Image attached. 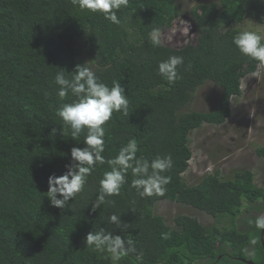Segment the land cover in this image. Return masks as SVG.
Masks as SVG:
<instances>
[{
  "label": "trees",
  "instance_id": "trees-1",
  "mask_svg": "<svg viewBox=\"0 0 264 264\" xmlns=\"http://www.w3.org/2000/svg\"><path fill=\"white\" fill-rule=\"evenodd\" d=\"M177 13L176 0H128L116 10V24L72 0H0V264H196L217 261L227 248L245 257L253 240V260L264 264L262 230L248 234L237 226L244 201L264 204V186L256 184L254 172L238 170L224 179L217 169L191 185L183 178L193 157L190 132L204 123H224L243 77L264 67L232 43L239 32L235 25L248 15L264 22V0L201 3L191 11L195 43L175 48L160 40L155 46L151 34L171 27ZM172 55L183 63L177 66L179 78L169 83L158 64ZM77 64L106 84L119 81L129 108L128 115L113 112L103 125L105 163L93 166L83 190L61 209L49 202L47 178L63 174L71 148L84 146L86 130L73 138L56 115L61 103L74 98L61 101L54 77L63 71L70 78ZM207 80L222 89L218 105L183 112ZM132 139L137 158L171 156L172 167L162 173L171 177L165 194L141 197L129 169L119 195L106 196L92 211L108 160ZM257 151L264 156V147ZM161 200L234 222L208 228L196 217L179 215L173 228L154 212ZM113 214L119 223L110 220ZM101 229L131 240L135 251L114 260L107 250L87 246L86 234ZM216 264L244 263L223 256Z\"/></svg>",
  "mask_w": 264,
  "mask_h": 264
},
{
  "label": "clouds",
  "instance_id": "clouds-1",
  "mask_svg": "<svg viewBox=\"0 0 264 264\" xmlns=\"http://www.w3.org/2000/svg\"><path fill=\"white\" fill-rule=\"evenodd\" d=\"M72 3L81 9L103 13L106 19L116 24L120 23L116 10L128 6V0H72ZM151 38L155 46L161 44L155 30ZM262 41L264 37L251 30L239 31L232 37V43L241 55L264 64ZM182 63L183 57L172 55L167 60L159 62L158 72L169 83H174L179 78L177 66ZM74 70L75 74L70 78L66 77L63 71L57 72L54 77L57 95L61 101L69 95L74 98L69 103H61L56 115L63 121L64 128L71 130L73 138L86 130L84 146L71 148L70 160L64 165L66 170L63 174L52 173L47 178L49 202L51 206L61 209L83 190L86 177L91 174L93 166L105 163L102 155L105 135L103 125L111 119L113 112L128 115L129 108L127 94L119 81H113L111 85L106 84L85 64H77ZM137 151V142L132 139L120 148L116 156L108 160L110 170L105 171L99 180L100 194L92 203V211L104 203L106 196L119 195L122 185L126 183L129 169L132 175L137 177L133 179L131 186L141 197L165 194V186L171 177L162 173L172 167L171 156H158L149 162L142 157L137 158ZM110 220L119 223L115 214L110 216ZM254 223L257 229L264 230V216L257 217ZM168 235L164 234L165 238ZM255 242L253 240V243ZM85 243L96 250H107L114 260L135 251L131 240L125 241L121 236H113L110 232L105 234L103 229L88 232Z\"/></svg>",
  "mask_w": 264,
  "mask_h": 264
},
{
  "label": "rangeland",
  "instance_id": "rangeland-1",
  "mask_svg": "<svg viewBox=\"0 0 264 264\" xmlns=\"http://www.w3.org/2000/svg\"><path fill=\"white\" fill-rule=\"evenodd\" d=\"M211 2L220 4V0H176L178 13L172 26L157 33L162 43L175 48L195 43L198 29L194 26L191 11L201 3ZM235 27L239 31H256L264 37V22L250 15ZM241 88L240 95L231 97L232 113L224 123H204L190 132L193 157L190 167L183 173L188 184L199 182L204 175L217 169L224 179L233 178L238 170L249 169L255 174L256 184L264 186V156L258 155L257 151L264 147V67L243 77ZM221 92V87L207 80L198 87L193 100L182 111H210L218 105ZM243 204L242 212L251 210L249 202ZM154 212L162 215L173 228L177 227L175 218L179 215L196 217L208 228L232 226L234 222L231 217L218 219L191 205L170 200L159 201Z\"/></svg>",
  "mask_w": 264,
  "mask_h": 264
},
{
  "label": "flooded vegetation",
  "instance_id": "flooded-vegetation-1",
  "mask_svg": "<svg viewBox=\"0 0 264 264\" xmlns=\"http://www.w3.org/2000/svg\"><path fill=\"white\" fill-rule=\"evenodd\" d=\"M249 206H252L251 210H246L245 212H241L237 219V226L240 230H243L245 232H249L252 230V228H255V219L259 216H264V204L262 201H256V202H249ZM253 233L252 231L248 234ZM256 243H250L247 248V253L245 257H238L233 254V250L231 248H227V251L224 254H221L218 256L217 261H221L223 259V256H227L230 258L231 262L234 261H241L244 264H248L245 260L253 261L255 264L256 262L253 260L256 252ZM217 261H211V259H201L196 264H216Z\"/></svg>",
  "mask_w": 264,
  "mask_h": 264
},
{
  "label": "bare ground",
  "instance_id": "bare-ground-1",
  "mask_svg": "<svg viewBox=\"0 0 264 264\" xmlns=\"http://www.w3.org/2000/svg\"><path fill=\"white\" fill-rule=\"evenodd\" d=\"M262 235H263V237H264V230H262ZM262 235H261V237H262ZM261 243H262V241H261ZM262 246H263V248H264V243H262ZM248 264H250L249 263V261L248 260H245ZM250 262H253V261H250ZM254 263V262H253Z\"/></svg>",
  "mask_w": 264,
  "mask_h": 264
},
{
  "label": "water",
  "instance_id": "water-1",
  "mask_svg": "<svg viewBox=\"0 0 264 264\" xmlns=\"http://www.w3.org/2000/svg\"><path fill=\"white\" fill-rule=\"evenodd\" d=\"M261 241H262V243H264V237H263V235H262V237H261ZM249 263H250V264H255V263L250 262V261H249Z\"/></svg>",
  "mask_w": 264,
  "mask_h": 264
}]
</instances>
